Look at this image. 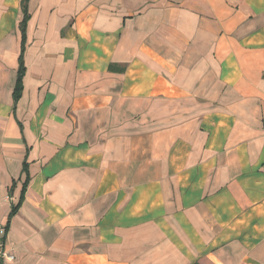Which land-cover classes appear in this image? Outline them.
<instances>
[{"label": "crops", "instance_id": "0c3cea01", "mask_svg": "<svg viewBox=\"0 0 264 264\" xmlns=\"http://www.w3.org/2000/svg\"><path fill=\"white\" fill-rule=\"evenodd\" d=\"M22 2L0 0L6 264H264V0H30L15 103Z\"/></svg>", "mask_w": 264, "mask_h": 264}, {"label": "trees", "instance_id": "16d2710c", "mask_svg": "<svg viewBox=\"0 0 264 264\" xmlns=\"http://www.w3.org/2000/svg\"><path fill=\"white\" fill-rule=\"evenodd\" d=\"M29 2L30 0H23L22 2V9H23L24 17L20 24L22 41H21V54L19 57V69H18L17 83L15 86L14 94H13L15 103H17L19 99L21 98L22 93H23V88H24L23 81H24V76L26 72L24 55L26 51V42H27L26 28H27V23L30 19L29 8H28ZM24 172H28L26 163L24 164ZM26 186H27V183L25 184L24 189H26ZM23 195H24V192H23ZM22 199H23V196L21 200ZM20 204L21 202L19 203V205L13 208L12 215H14L18 211Z\"/></svg>", "mask_w": 264, "mask_h": 264}, {"label": "built area", "instance_id": "2783aa9c", "mask_svg": "<svg viewBox=\"0 0 264 264\" xmlns=\"http://www.w3.org/2000/svg\"><path fill=\"white\" fill-rule=\"evenodd\" d=\"M8 227L0 224V264H6L15 260V257L6 248Z\"/></svg>", "mask_w": 264, "mask_h": 264}]
</instances>
